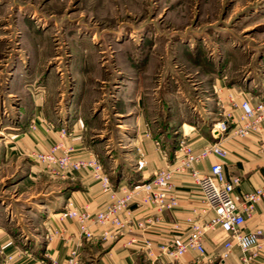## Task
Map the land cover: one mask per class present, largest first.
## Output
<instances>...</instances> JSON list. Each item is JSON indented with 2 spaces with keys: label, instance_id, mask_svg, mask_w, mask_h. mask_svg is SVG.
Returning <instances> with one entry per match:
<instances>
[{
  "label": "rangeland",
  "instance_id": "374dc122",
  "mask_svg": "<svg viewBox=\"0 0 264 264\" xmlns=\"http://www.w3.org/2000/svg\"><path fill=\"white\" fill-rule=\"evenodd\" d=\"M230 93L264 101V0H0V261L8 244L45 249L49 215L86 174L37 164L30 124L93 153L121 193L162 168L149 171L142 130L164 159Z\"/></svg>",
  "mask_w": 264,
  "mask_h": 264
},
{
  "label": "built area",
  "instance_id": "2783aa9c",
  "mask_svg": "<svg viewBox=\"0 0 264 264\" xmlns=\"http://www.w3.org/2000/svg\"><path fill=\"white\" fill-rule=\"evenodd\" d=\"M226 99L227 104L222 105V119L210 128L214 138L225 134L245 138L264 129L263 100L254 105L249 98L231 93ZM30 127L32 130L37 128L36 124ZM65 136L66 132L62 130L60 140ZM73 152L74 148L65 147L63 141H59L47 150L34 152L32 158L54 177L69 178L84 172L100 183L101 192L106 196L100 209L80 208L69 198L64 210L58 212L61 220L71 218L77 222L79 238L94 240L97 233L93 226L106 227L98 232L102 238L133 230H151L166 211L179 206L181 196L175 189V181L178 177L189 175L202 193L201 205L187 217L184 237L171 236L158 242L146 239L141 248L148 258L161 264H181L183 256L191 250L203 256L207 252L205 241L216 232L226 235L223 243L226 250L222 258L228 257L231 249L238 246L242 252L240 264H252L253 257L264 250V230H248L245 227L255 205L264 198V186L241 190V177L225 173L224 161L228 152L219 143L209 142L196 152L187 134H182L173 161L164 153L167 160L165 166L157 169L149 182L131 190L123 189L121 193L113 188L103 163L93 153L76 157ZM211 156H215L217 161L211 164L209 171L204 172L197 167L199 162ZM140 207L147 215L139 219L135 209ZM58 231L54 229L52 232L55 234ZM53 234L50 232L48 237ZM131 243L132 240L128 242ZM42 264H95V261L81 259L78 248L73 247L64 260L52 259Z\"/></svg>",
  "mask_w": 264,
  "mask_h": 264
},
{
  "label": "crops",
  "instance_id": "0c3cea01",
  "mask_svg": "<svg viewBox=\"0 0 264 264\" xmlns=\"http://www.w3.org/2000/svg\"><path fill=\"white\" fill-rule=\"evenodd\" d=\"M30 125L29 129H31ZM185 126H190L192 130H185ZM185 126L182 130L185 131L191 140L196 152H199L209 142L219 143L227 150L228 155L224 161L225 173L228 176L236 175L241 177V190L249 191L264 186V129L245 138H238L231 134L214 138L210 133V129L207 132H203L191 124L187 123ZM193 129L196 130L193 131ZM35 130L26 131L27 133L24 132V135L34 133L40 139L39 142L43 151L47 150L51 142L49 141L50 135L48 136L45 133L43 135L38 134V131ZM146 133V131L142 130L140 135L138 134L136 141L138 144L142 143L144 145L147 153L146 159H149L150 162L149 171H152L150 169L164 167L167 160L165 157L164 159L162 158V154H156L153 139L148 138L150 135ZM65 142L69 143L67 137ZM168 151L165 150L169 160L173 161L175 150H173V153L169 151V154ZM82 152H84L83 154L86 153L85 150H82ZM159 152L161 153V151ZM215 161H217V158L211 156L199 162L197 167L206 172L210 170L211 164ZM78 175H80L78 176L79 179L73 187H80L74 189L79 191H74L71 194L75 204L80 208L88 206L92 210L100 209L106 201V196L101 192L100 183L89 174ZM128 182L132 183L129 180L119 181L121 184ZM175 189L181 196L179 206L166 211L157 226L145 232L133 230L115 237L102 238L98 232L104 231L106 227L93 226V230L97 233L96 238L94 240H86L79 238L78 225L75 220L71 218L61 220L58 217L60 210L57 212L54 210V213L49 215L51 227L48 229V235L54 229L59 231L53 234L51 238L48 237L49 242L45 249L40 253H34L29 250L23 252L13 246H8V244L2 250L5 255L0 264H42L50 262L52 259L64 260L73 247L78 248L81 259H93L95 264H143L142 259L146 261L145 264H157L149 259L141 248L144 241L150 239L158 242L171 236L184 237L187 229V217L193 213L195 207L199 208L201 205L202 193L189 175L178 177L175 181ZM135 215L140 219L146 217L147 212L143 207H140L135 209ZM245 227L248 230L256 228L264 230V198L255 205L254 210L246 220ZM225 239V233H213L205 241L207 250L205 255L202 256L198 252L191 250L183 256L181 264H240L242 252L238 246H234L231 249L228 257L222 258L226 250L223 244ZM130 240H132V243L128 244ZM252 264H264V250L253 257Z\"/></svg>",
  "mask_w": 264,
  "mask_h": 264
}]
</instances>
